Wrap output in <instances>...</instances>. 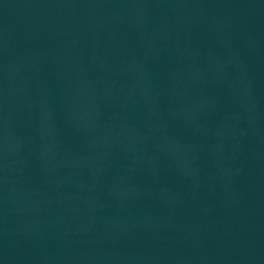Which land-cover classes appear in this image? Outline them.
<instances>
[{"label": "water", "instance_id": "95a60500", "mask_svg": "<svg viewBox=\"0 0 264 264\" xmlns=\"http://www.w3.org/2000/svg\"><path fill=\"white\" fill-rule=\"evenodd\" d=\"M0 264H264V0H0Z\"/></svg>", "mask_w": 264, "mask_h": 264}]
</instances>
